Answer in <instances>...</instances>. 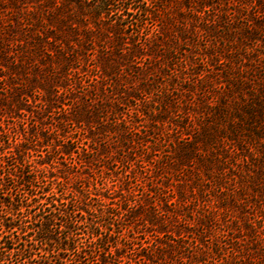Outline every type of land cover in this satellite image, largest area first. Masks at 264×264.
I'll return each instance as SVG.
<instances>
[{"label":"trees","instance_id":"obj_1","mask_svg":"<svg viewBox=\"0 0 264 264\" xmlns=\"http://www.w3.org/2000/svg\"><path fill=\"white\" fill-rule=\"evenodd\" d=\"M0 147V264H264V0H0ZM99 148L164 204L84 210L33 159Z\"/></svg>","mask_w":264,"mask_h":264},{"label":"rangeland","instance_id":"obj_2","mask_svg":"<svg viewBox=\"0 0 264 264\" xmlns=\"http://www.w3.org/2000/svg\"><path fill=\"white\" fill-rule=\"evenodd\" d=\"M46 121L50 122L51 120ZM16 131L20 134V127H17ZM45 148L47 147L39 148L40 150H43L42 156L46 155ZM51 152L52 155L47 156L46 158L34 156L33 159L35 162H47L44 163L45 165H42V168L46 169L47 177L49 178V180H51L50 182L54 183L52 184V190L58 192V190L60 189L58 188V186H56L55 183H57L58 181H62L63 185L65 186L62 187L67 189L65 191L66 193H69L68 195H66L68 196V199L70 197H73L75 199L78 198L84 210L98 208L104 209V207L115 208L116 204H118L119 207L124 206V200L130 198L128 193V187L130 186L132 187L133 194L136 198L138 196H144L149 193H157V195L155 196V200L164 204V200H160L161 196H164L162 195L164 193L161 194V192L168 191V188L171 189L172 185L175 183L176 180L172 176V174L165 175L166 178H161L159 176L142 178L143 174H141V172L137 169L132 170L131 168H129L126 171V168L125 166H123L122 161L119 159V157L118 159H113L112 161H105L106 155L101 149L98 151V153H96L95 156H91V152H89V154H86V156L84 157L90 156L92 157V161L88 164L83 163V165L85 164V166L83 167L78 165L76 168H67V166L65 165V161H67V156H65L66 158L64 160H56V156L54 155L53 151ZM121 153H128L134 156V152L131 149H127L125 152L123 150L121 151ZM72 157L75 158V161H78L77 150L72 152ZM129 159L130 156L127 160ZM8 184L12 186V181L8 182ZM159 187H161V190L163 191L159 190ZM0 196L3 197V195ZM3 200L4 199L0 198V201ZM122 212L125 213V211ZM98 215H100V213H96L94 215L95 217H93L92 219H95ZM135 215L136 214H133V212L129 211V213L125 214L123 222L120 224V226H123L122 233L125 234V239H129L128 236L134 237V240L132 239L133 241L131 242L132 245H129L130 248L121 251L124 254H128V256L129 253H131V248L138 247V245L135 243L142 242L145 240V238L150 239V233L146 231L147 229H145V227L142 225V222L139 220V217H135ZM131 228L134 229V232H131V230H129ZM93 240H96V237H94ZM110 240H113L112 242L118 240L120 246L124 244V240H121V237H116V235L115 238L108 239V242ZM147 244L148 243H146L145 245ZM112 245L115 246V244ZM114 249L115 247L112 248V252H114ZM62 256L68 258L67 253H61V256H58L57 253H52L49 258L50 260L58 262V258ZM136 256L137 255L135 254L132 255L133 258H136ZM70 263V261H67V264Z\"/></svg>","mask_w":264,"mask_h":264}]
</instances>
